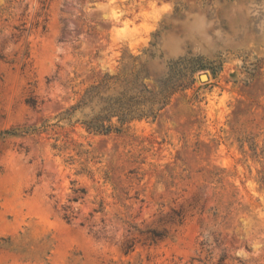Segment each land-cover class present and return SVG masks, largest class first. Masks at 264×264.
<instances>
[{"label":"rangeland","instance_id":"rangeland-1","mask_svg":"<svg viewBox=\"0 0 264 264\" xmlns=\"http://www.w3.org/2000/svg\"><path fill=\"white\" fill-rule=\"evenodd\" d=\"M0 264H264V0H0Z\"/></svg>","mask_w":264,"mask_h":264},{"label":"trees","instance_id":"trees-1","mask_svg":"<svg viewBox=\"0 0 264 264\" xmlns=\"http://www.w3.org/2000/svg\"><path fill=\"white\" fill-rule=\"evenodd\" d=\"M106 118L108 119V116L101 117V118H99V120H97L96 123L89 124L88 129L100 131V132H110L113 128V125L112 124H106L105 123Z\"/></svg>","mask_w":264,"mask_h":264},{"label":"bare ground","instance_id":"bare-ground-1","mask_svg":"<svg viewBox=\"0 0 264 264\" xmlns=\"http://www.w3.org/2000/svg\"><path fill=\"white\" fill-rule=\"evenodd\" d=\"M203 78L205 77V75L202 76Z\"/></svg>","mask_w":264,"mask_h":264}]
</instances>
